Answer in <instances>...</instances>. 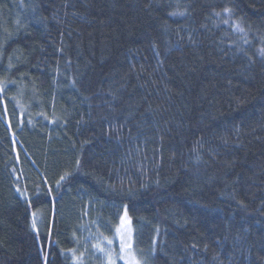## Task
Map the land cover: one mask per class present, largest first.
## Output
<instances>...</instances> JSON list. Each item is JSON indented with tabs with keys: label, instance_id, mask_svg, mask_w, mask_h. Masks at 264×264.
<instances>
[{
	"label": "trees",
	"instance_id": "16d2710c",
	"mask_svg": "<svg viewBox=\"0 0 264 264\" xmlns=\"http://www.w3.org/2000/svg\"><path fill=\"white\" fill-rule=\"evenodd\" d=\"M123 214L139 264H264V0H0V264Z\"/></svg>",
	"mask_w": 264,
	"mask_h": 264
},
{
	"label": "rangeland",
	"instance_id": "374dc122",
	"mask_svg": "<svg viewBox=\"0 0 264 264\" xmlns=\"http://www.w3.org/2000/svg\"><path fill=\"white\" fill-rule=\"evenodd\" d=\"M14 174L19 176L18 171H14ZM131 247L132 224L126 214H123L114 228L113 235L99 234L95 238L93 250L95 258L101 264H139Z\"/></svg>",
	"mask_w": 264,
	"mask_h": 264
},
{
	"label": "snow or ice",
	"instance_id": "6c2138e0",
	"mask_svg": "<svg viewBox=\"0 0 264 264\" xmlns=\"http://www.w3.org/2000/svg\"><path fill=\"white\" fill-rule=\"evenodd\" d=\"M225 11H226V12H229V11H231V10H230V9H225ZM173 15H175V13H173ZM225 22H227V21H225ZM61 179H64V177H61ZM117 231H119V229H118ZM129 247H130V245H129Z\"/></svg>",
	"mask_w": 264,
	"mask_h": 264
}]
</instances>
